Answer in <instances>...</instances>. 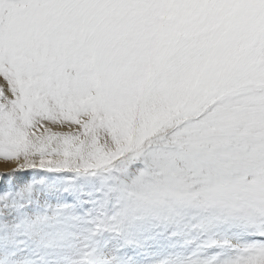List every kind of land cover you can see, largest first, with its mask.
<instances>
[{"label":"snow or ice","instance_id":"6c2138e0","mask_svg":"<svg viewBox=\"0 0 264 264\" xmlns=\"http://www.w3.org/2000/svg\"><path fill=\"white\" fill-rule=\"evenodd\" d=\"M0 264H264V0H0Z\"/></svg>","mask_w":264,"mask_h":264},{"label":"bare ground","instance_id":"6f19581e","mask_svg":"<svg viewBox=\"0 0 264 264\" xmlns=\"http://www.w3.org/2000/svg\"><path fill=\"white\" fill-rule=\"evenodd\" d=\"M11 168V165L9 164H5L3 161H0V172L3 173V172H7L9 171Z\"/></svg>","mask_w":264,"mask_h":264},{"label":"rangeland","instance_id":"374dc122","mask_svg":"<svg viewBox=\"0 0 264 264\" xmlns=\"http://www.w3.org/2000/svg\"><path fill=\"white\" fill-rule=\"evenodd\" d=\"M6 172V171H5ZM1 173V172H0ZM4 173V172H3Z\"/></svg>","mask_w":264,"mask_h":264}]
</instances>
